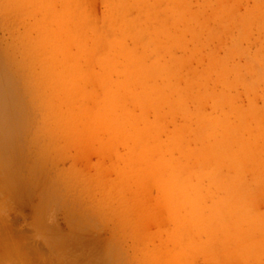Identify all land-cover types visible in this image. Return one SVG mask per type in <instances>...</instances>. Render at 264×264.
Segmentation results:
<instances>
[{
	"label": "rangeland",
	"instance_id": "rangeland-1",
	"mask_svg": "<svg viewBox=\"0 0 264 264\" xmlns=\"http://www.w3.org/2000/svg\"><path fill=\"white\" fill-rule=\"evenodd\" d=\"M0 264H264V0H0Z\"/></svg>",
	"mask_w": 264,
	"mask_h": 264
}]
</instances>
